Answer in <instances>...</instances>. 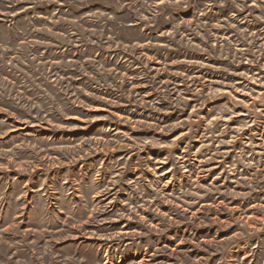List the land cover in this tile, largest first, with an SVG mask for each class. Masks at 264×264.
Listing matches in <instances>:
<instances>
[{
  "label": "rangeland",
  "instance_id": "374dc122",
  "mask_svg": "<svg viewBox=\"0 0 264 264\" xmlns=\"http://www.w3.org/2000/svg\"><path fill=\"white\" fill-rule=\"evenodd\" d=\"M0 264H264V0H0Z\"/></svg>",
  "mask_w": 264,
  "mask_h": 264
}]
</instances>
